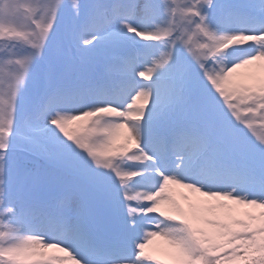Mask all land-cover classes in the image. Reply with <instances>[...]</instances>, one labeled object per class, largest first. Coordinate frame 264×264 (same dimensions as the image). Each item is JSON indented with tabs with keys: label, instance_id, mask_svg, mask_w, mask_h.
I'll list each match as a JSON object with an SVG mask.
<instances>
[{
	"label": "snow or ice",
	"instance_id": "1",
	"mask_svg": "<svg viewBox=\"0 0 264 264\" xmlns=\"http://www.w3.org/2000/svg\"><path fill=\"white\" fill-rule=\"evenodd\" d=\"M0 264H264V0H0Z\"/></svg>",
	"mask_w": 264,
	"mask_h": 264
}]
</instances>
